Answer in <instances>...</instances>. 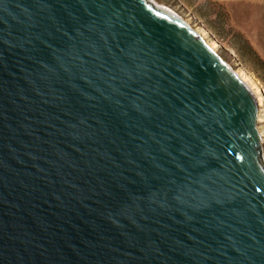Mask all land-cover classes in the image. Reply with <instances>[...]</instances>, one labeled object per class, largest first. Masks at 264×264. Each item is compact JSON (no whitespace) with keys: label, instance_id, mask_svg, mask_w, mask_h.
<instances>
[{"label":"water","instance_id":"water-1","mask_svg":"<svg viewBox=\"0 0 264 264\" xmlns=\"http://www.w3.org/2000/svg\"><path fill=\"white\" fill-rule=\"evenodd\" d=\"M258 114L152 0H0V264H264Z\"/></svg>","mask_w":264,"mask_h":264},{"label":"rangeland","instance_id":"rangeland-1","mask_svg":"<svg viewBox=\"0 0 264 264\" xmlns=\"http://www.w3.org/2000/svg\"><path fill=\"white\" fill-rule=\"evenodd\" d=\"M193 28L206 31L217 52L234 70L245 69L264 92V0H152ZM260 112V107H259ZM263 132L264 124H260Z\"/></svg>","mask_w":264,"mask_h":264},{"label":"bare ground","instance_id":"bare-ground-1","mask_svg":"<svg viewBox=\"0 0 264 264\" xmlns=\"http://www.w3.org/2000/svg\"><path fill=\"white\" fill-rule=\"evenodd\" d=\"M165 8H167V7H165ZM167 9L170 10L171 12H173L171 9H169V8H167ZM193 29L204 39V41L210 46V48L218 54V52L216 50V48H217L216 42L208 39L206 31L202 28H193ZM231 69L237 74V76L243 82L246 83V85L249 87V89L255 95V97L257 99L258 108L260 107V112L258 114V119H257L258 126L260 124L261 125L264 124V92H263L262 87L260 86V83L250 73H248L245 69L234 70L232 67H231ZM258 128H260V127H258ZM259 131H260V129H259ZM260 134H261V136H263L262 131L260 132Z\"/></svg>","mask_w":264,"mask_h":264}]
</instances>
